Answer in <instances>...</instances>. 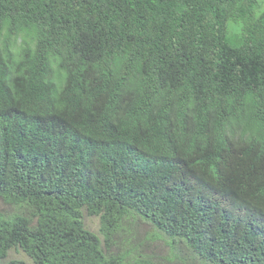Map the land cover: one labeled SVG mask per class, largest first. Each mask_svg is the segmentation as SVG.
I'll use <instances>...</instances> for the list:
<instances>
[{
    "label": "trees",
    "instance_id": "trees-1",
    "mask_svg": "<svg viewBox=\"0 0 264 264\" xmlns=\"http://www.w3.org/2000/svg\"><path fill=\"white\" fill-rule=\"evenodd\" d=\"M263 2L0 0V264H264ZM163 191L189 221L159 260Z\"/></svg>",
    "mask_w": 264,
    "mask_h": 264
},
{
    "label": "clouds",
    "instance_id": "clouds-1",
    "mask_svg": "<svg viewBox=\"0 0 264 264\" xmlns=\"http://www.w3.org/2000/svg\"><path fill=\"white\" fill-rule=\"evenodd\" d=\"M233 140H234V137H229V138L222 140L221 142L213 141V140L210 141L209 145L208 144L206 145V151H207V154L209 155L208 160H206V162H211V161L221 162L222 156L225 153H227L228 150H231L235 146V143ZM233 159H234V156H228L223 160L221 165L222 166L227 165V164H225V161L229 162ZM169 162H170V160L168 159L167 154L164 156L160 154V157L158 156V163H160L161 166H164ZM228 166L230 168H229L228 174H225V177H226V180L228 181L227 183L229 185V188L226 191L222 192V195H223L222 198L218 197L216 190H214V189L211 190V193L218 197L219 205L223 208L225 206H231V202H232V199L234 196V192L231 191V188H233L232 184H233V181L236 180V176H237V172L235 171V168H233L231 165H228ZM213 178L214 179H217V178L220 179L221 177L216 176ZM195 182L196 183H195L194 187L191 188L187 194L191 196V203H190L189 209H193L195 211L196 210L198 211L200 203L196 202V197L198 195V193L196 191L199 190L200 187L201 188L204 187V182L200 179L195 181ZM178 201L179 200L177 198L171 197V194L169 192H166V191L161 192L162 211L163 210H165V212L170 211L172 213V215L171 216H165V217H163V215H162V217H161L162 219L159 220L161 223L155 227L154 226L152 227L149 224L151 226V228H153V230H154V228L157 230L158 228L163 227V226H171L174 224H185V222L188 223L189 220L186 219L187 217L185 216V214L182 215L181 204ZM140 220H142V219H138L136 221H140ZM143 221L146 222L145 220H143ZM156 230H154V231H156ZM158 230L161 231L160 229H158ZM163 234H158L157 238L162 239V236H163L167 240V238H168L167 235L165 233H163ZM166 240H165V246L167 248ZM170 251H171V249H170Z\"/></svg>",
    "mask_w": 264,
    "mask_h": 264
},
{
    "label": "rangeland",
    "instance_id": "rangeland-1",
    "mask_svg": "<svg viewBox=\"0 0 264 264\" xmlns=\"http://www.w3.org/2000/svg\"><path fill=\"white\" fill-rule=\"evenodd\" d=\"M264 5V2H263ZM84 220L88 228L92 229L93 231L97 232L99 230V217L97 216H84ZM134 228L136 231L133 232L134 237V243L138 246L140 242H143L142 246H139L140 250L145 255L153 254V258L159 259V257L169 256L170 248L167 245V248L165 246V240L166 238L162 236V239L155 237L151 239H147L150 235V231L154 233V230L151 228V226L144 221H138ZM155 234V233H154ZM169 240V238H167ZM9 258H17L25 260L28 264H34L32 260L20 249H12L9 252ZM160 260V259H159Z\"/></svg>",
    "mask_w": 264,
    "mask_h": 264
}]
</instances>
